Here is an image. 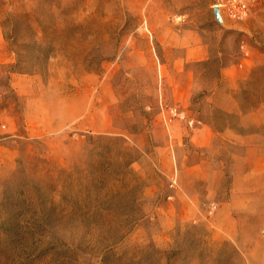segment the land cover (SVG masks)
<instances>
[{"label":"rangeland","instance_id":"obj_1","mask_svg":"<svg viewBox=\"0 0 264 264\" xmlns=\"http://www.w3.org/2000/svg\"><path fill=\"white\" fill-rule=\"evenodd\" d=\"M0 0V264H264V0Z\"/></svg>","mask_w":264,"mask_h":264},{"label":"built area","instance_id":"obj_2","mask_svg":"<svg viewBox=\"0 0 264 264\" xmlns=\"http://www.w3.org/2000/svg\"><path fill=\"white\" fill-rule=\"evenodd\" d=\"M260 0H216L213 8L220 15L236 22L250 17Z\"/></svg>","mask_w":264,"mask_h":264},{"label":"water","instance_id":"obj_3","mask_svg":"<svg viewBox=\"0 0 264 264\" xmlns=\"http://www.w3.org/2000/svg\"><path fill=\"white\" fill-rule=\"evenodd\" d=\"M217 11V10H216ZM217 13H218V11H217Z\"/></svg>","mask_w":264,"mask_h":264}]
</instances>
